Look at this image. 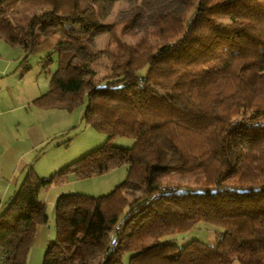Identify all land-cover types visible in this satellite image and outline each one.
Instances as JSON below:
<instances>
[{"label": "trees", "instance_id": "16d2710c", "mask_svg": "<svg viewBox=\"0 0 264 264\" xmlns=\"http://www.w3.org/2000/svg\"><path fill=\"white\" fill-rule=\"evenodd\" d=\"M181 1L183 12L157 15L136 33L126 30L132 19H86L81 0H0V39L22 49L19 66L32 52L57 51L35 101L84 104L91 127L134 139L130 147L104 143L48 177L30 164L0 200V264H26L28 236L48 222L40 189L121 165L125 179L106 194H58L56 236L42 264H122L125 253L127 264H264V0ZM71 21L76 29L37 37L40 24ZM97 31L106 44L91 50ZM128 34L137 38L121 37ZM100 54L107 67L96 77L91 60ZM126 185L137 195L126 196ZM200 222L216 226L211 242H176L174 234Z\"/></svg>", "mask_w": 264, "mask_h": 264}, {"label": "rangeland", "instance_id": "374dc122", "mask_svg": "<svg viewBox=\"0 0 264 264\" xmlns=\"http://www.w3.org/2000/svg\"><path fill=\"white\" fill-rule=\"evenodd\" d=\"M83 7V14L86 19L96 20L102 24H109L118 20H131L132 24L127 25L126 30L141 32L143 28L153 23L157 15H164L168 11L177 13L183 12L186 9L185 4L181 0H81ZM189 13V11H187ZM225 20L223 17H219ZM122 24L116 26V34L120 35ZM77 24L74 21L63 22L58 26H49L47 24H40L36 27V34L38 38H42L48 32L60 34L66 29H76ZM122 31V30H121ZM122 38L129 41H134L135 35H121ZM91 38V50H102L105 47L106 33L95 32ZM5 50H8L9 56L16 59L15 65L19 66V62L23 57V51L19 46H11L0 40ZM50 54L51 61L45 65V56ZM80 55H82L80 53ZM57 51L50 52L48 50H40L29 54L25 60L24 65H20L24 71L27 72V81H30L36 87L45 91L48 89L50 73L57 66ZM95 58V59H94ZM91 60V68L94 70V76L102 75L107 67L106 57L102 54L94 57ZM26 69V70H25ZM144 69L141 70V73ZM84 104L76 106L72 109L52 108L44 109L42 111V121L52 136L44 141L41 152L36 149V158L34 164L31 163L34 170L42 177H48L53 171L59 169L64 165L75 163L78 159L86 153L92 152L95 148L108 143L114 146L130 147L134 139L127 136H113L108 133L99 132L91 127L83 118ZM47 142V143H46ZM163 146L171 152V146L167 140H162ZM40 150V149H39ZM126 166L121 165L109 171L83 177H75L68 183H65L61 188L73 189L80 193L97 196L110 192L117 184L125 179ZM60 185V184H59ZM53 187L54 189L61 188ZM126 196L132 197L137 193L128 185L124 187ZM56 193L58 190L55 191ZM57 195V194H56ZM43 196V195H42ZM47 204L50 206V196L47 198ZM47 206L46 211L49 212ZM99 219L98 215L96 214ZM96 222V221H95ZM94 222V223H95ZM42 244L28 243V254L26 264H42L45 246L48 240H52L56 236L55 220L50 218L48 223L43 227ZM216 226L200 222L197 227L187 233L174 234L176 242L182 245L191 238L201 239L206 242L213 240ZM87 239H91L87 236ZM66 254L72 253L75 249L73 245L65 241H60ZM129 254L122 255V264H127Z\"/></svg>", "mask_w": 264, "mask_h": 264}, {"label": "crops", "instance_id": "0c3cea01", "mask_svg": "<svg viewBox=\"0 0 264 264\" xmlns=\"http://www.w3.org/2000/svg\"><path fill=\"white\" fill-rule=\"evenodd\" d=\"M1 40V39H0ZM0 44V200L5 201L16 191L28 166L35 162L36 149L54 133L45 128L42 111L55 107L44 106L35 98L45 91L27 81V72L15 65L16 59L9 56L8 50ZM26 70V69H25ZM77 177L69 174L66 180L52 183L40 189L38 198L44 202L50 196L48 219L56 221L55 199L59 193L78 192L61 188L65 183ZM60 184V185H59ZM61 189H54L53 187ZM58 190L56 193L55 191ZM57 194V195H56ZM43 195V196H42ZM47 212V211H46ZM95 220L98 221L97 216ZM48 223V222H47ZM45 224H37L28 237L30 243L42 244Z\"/></svg>", "mask_w": 264, "mask_h": 264}, {"label": "built area", "instance_id": "2783aa9c", "mask_svg": "<svg viewBox=\"0 0 264 264\" xmlns=\"http://www.w3.org/2000/svg\"><path fill=\"white\" fill-rule=\"evenodd\" d=\"M117 243V238L115 236H112L110 238V245H115Z\"/></svg>", "mask_w": 264, "mask_h": 264}]
</instances>
